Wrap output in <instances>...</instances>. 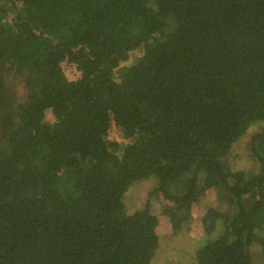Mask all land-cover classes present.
<instances>
[{"label": "trees", "instance_id": "obj_1", "mask_svg": "<svg viewBox=\"0 0 264 264\" xmlns=\"http://www.w3.org/2000/svg\"><path fill=\"white\" fill-rule=\"evenodd\" d=\"M153 201L264 264V0H0V264H153Z\"/></svg>", "mask_w": 264, "mask_h": 264}, {"label": "rangeland", "instance_id": "obj_2", "mask_svg": "<svg viewBox=\"0 0 264 264\" xmlns=\"http://www.w3.org/2000/svg\"><path fill=\"white\" fill-rule=\"evenodd\" d=\"M249 133H253V129L250 128L247 134L241 137L231 149V159L242 161L247 159V151L245 144L249 140ZM244 164H246L244 162ZM151 184L150 178L137 181L132 186L133 188L125 197V203L127 204L128 211H133L138 207H142L146 203L147 192ZM203 201H199L192 206H186L179 216L187 219L183 224V228L177 234H170L168 218L163 215L161 210L165 205H169L168 202L161 205L153 201L154 210L157 212L160 218V248L157 253V258L153 264H191L194 258V251L191 247L199 245V241H206L217 237L220 229L218 228L210 235L202 231V224L200 221V215L195 211L200 205H203ZM195 208V209H194ZM186 213L187 216H184ZM201 231L205 234H202ZM204 237V238H203ZM202 243V242H201ZM200 243V244H201ZM197 245V246H198ZM195 263V261H194Z\"/></svg>", "mask_w": 264, "mask_h": 264}]
</instances>
